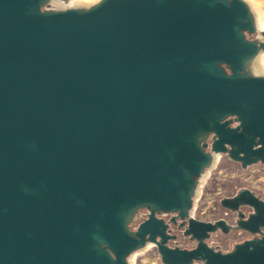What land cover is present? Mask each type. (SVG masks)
<instances>
[{"label":"water","instance_id":"water-1","mask_svg":"<svg viewBox=\"0 0 264 264\" xmlns=\"http://www.w3.org/2000/svg\"><path fill=\"white\" fill-rule=\"evenodd\" d=\"M0 0V264H264V198L192 215L227 154L264 164V29L245 0ZM244 207L251 208L247 215ZM148 213L136 227L141 209ZM196 246H172L162 218ZM253 237L229 251L218 231Z\"/></svg>","mask_w":264,"mask_h":264},{"label":"rangeland","instance_id":"rangeland-1","mask_svg":"<svg viewBox=\"0 0 264 264\" xmlns=\"http://www.w3.org/2000/svg\"><path fill=\"white\" fill-rule=\"evenodd\" d=\"M70 3L72 0H66ZM99 0H74L77 3H90L94 4ZM250 7L253 6L259 11L264 13V0H245ZM56 8L55 4L50 2L47 6ZM255 14V11H253ZM264 64V54H263ZM206 181V182H205ZM247 187L258 194L264 189V164L258 163L244 169L239 163L229 160L227 155H219L217 164L202 176L199 184V192L195 197L192 215L204 221H214L216 219L225 217L233 222L234 214L230 213L221 205V200L226 196L235 195L241 188ZM133 224L136 227L141 220ZM183 230V229H182ZM178 232L176 240L170 241L172 246L179 245L183 248H192L196 246V241L192 240L189 236ZM248 237L247 233L232 231L229 234H220L216 232L209 239V244L219 247L223 251H229L233 248L236 242L244 240ZM130 259L132 264H164L161 255L158 252L157 246L149 243L145 249L135 251ZM195 264H204L201 261Z\"/></svg>","mask_w":264,"mask_h":264},{"label":"bare ground","instance_id":"bare-ground-1","mask_svg":"<svg viewBox=\"0 0 264 264\" xmlns=\"http://www.w3.org/2000/svg\"><path fill=\"white\" fill-rule=\"evenodd\" d=\"M51 2L53 4H55L56 8H61V9H64L67 7H74V6L91 5L90 3H87V2L86 3H82V2L77 3V2H74V0H72L70 3H67L68 1H66V0H51ZM250 6H251V4H250ZM253 9H254L253 11H255L257 27L260 31V30L264 29V13L259 12L254 6H253ZM263 54H264V51H261L249 64L250 70L255 74H264ZM217 161H218V158H215V161H214L211 168H213L217 164ZM205 175H206V173L204 174V176ZM198 192H199V188L197 190V193ZM130 260H132V259H130ZM131 264H132V261H131Z\"/></svg>","mask_w":264,"mask_h":264},{"label":"flooded vegetation","instance_id":"flooded-vegetation-1","mask_svg":"<svg viewBox=\"0 0 264 264\" xmlns=\"http://www.w3.org/2000/svg\"><path fill=\"white\" fill-rule=\"evenodd\" d=\"M225 155H227V154H225ZM228 157V156H227ZM228 159L229 160H231L229 157H228ZM232 161H235V160H232ZM235 162H237V163H239L240 165H241V162H238V161H235ZM242 166V165H241ZM260 195L264 198V189H263V191L260 193ZM226 209V208H225ZM228 210V209H227ZM244 212L248 215L250 212H251V208H249V207H244ZM230 213H232V214H234V220H233V222H235V220L238 218V214H237V212H231L230 210H228ZM148 213V210L146 209V208H144V209H141V211H140V214H139V216H141V218L143 219V218H145L144 216H146V214ZM162 218H164L165 219V223L168 225V227H167V232H169L170 234H177L178 232H181V230L183 229V227H181L180 226V220H178V222L176 223V222H172V221H170L171 220V218H172V214H165V215H163L162 216ZM142 219L140 220V222L142 221ZM183 231V230H182ZM232 231H239V232H244V233H247V235H248V237H246L245 239H247V238H251V237H253V235L251 234V233H249V232H247V231H243V230H232ZM231 231V232H232ZM220 234H225V233H222L221 231H218ZM227 234H229V233H227ZM177 236H178V234H177ZM244 239V240H245ZM243 241V240H242ZM239 242H241V241H239ZM155 245V244H154ZM156 246V245H155Z\"/></svg>","mask_w":264,"mask_h":264}]
</instances>
